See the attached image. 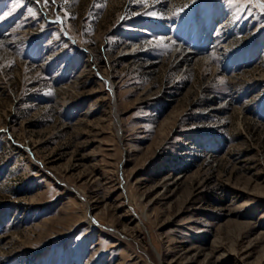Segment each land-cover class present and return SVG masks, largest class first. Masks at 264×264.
I'll use <instances>...</instances> for the list:
<instances>
[{
    "label": "rangeland",
    "instance_id": "obj_1",
    "mask_svg": "<svg viewBox=\"0 0 264 264\" xmlns=\"http://www.w3.org/2000/svg\"><path fill=\"white\" fill-rule=\"evenodd\" d=\"M0 264H264V0H0Z\"/></svg>",
    "mask_w": 264,
    "mask_h": 264
},
{
    "label": "bare ground",
    "instance_id": "obj_2",
    "mask_svg": "<svg viewBox=\"0 0 264 264\" xmlns=\"http://www.w3.org/2000/svg\"><path fill=\"white\" fill-rule=\"evenodd\" d=\"M181 49V48H180ZM187 56V55H186Z\"/></svg>",
    "mask_w": 264,
    "mask_h": 264
}]
</instances>
